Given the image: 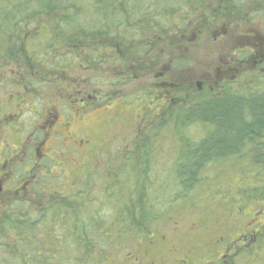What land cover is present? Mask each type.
<instances>
[{
  "label": "trees",
  "instance_id": "obj_1",
  "mask_svg": "<svg viewBox=\"0 0 264 264\" xmlns=\"http://www.w3.org/2000/svg\"><path fill=\"white\" fill-rule=\"evenodd\" d=\"M187 1L176 2L187 6ZM174 6L161 0H0V68L24 62L25 68L18 64L27 78L19 82L26 91L21 86L22 96H38L45 86L59 96L70 94L63 89L69 81L61 83L59 74L102 64L108 72L121 71L141 40L163 32L153 22L181 16ZM29 68L36 73L29 74ZM84 94L87 106L100 104L94 102L102 96L99 91ZM194 103L148 120L142 137L118 143H130L127 151L105 145L95 163L84 164L66 183L45 175L47 162L30 155L39 130L32 134L31 147L15 140L16 151L30 158L21 166L6 158L8 166L3 164L10 175L0 184V264H126L145 244L160 242L178 221L198 222L205 213L198 193L211 186L212 193L204 197H217L210 201L228 225L223 241L217 237L206 257L187 253L188 259L184 254L169 264H264V84ZM28 104L22 113H38ZM7 122L5 128L20 133L15 122ZM6 153L10 158L16 154ZM162 153L167 159L156 165ZM155 169L162 170L164 182ZM230 175L238 182L229 185ZM191 210L194 217L181 219ZM251 215L262 220L251 224Z\"/></svg>",
  "mask_w": 264,
  "mask_h": 264
},
{
  "label": "rangeland",
  "instance_id": "obj_2",
  "mask_svg": "<svg viewBox=\"0 0 264 264\" xmlns=\"http://www.w3.org/2000/svg\"><path fill=\"white\" fill-rule=\"evenodd\" d=\"M161 1L163 3L170 2L171 4L175 2L174 13L179 12L175 15H180L182 12L188 10L190 11V7L194 8L192 11V16L201 12L203 13V10L198 9L201 1L197 3V0H188L189 2L187 1L188 3H186L187 6L184 4L178 6L179 4H177L176 1L183 0ZM203 1L205 2L206 0ZM181 19L182 17L180 18V16H178V18L174 19V23H180ZM239 25V29L244 30H242L243 32H238L240 33L241 37L245 38L246 35L244 34V31L247 30L248 27L246 26V23ZM249 28L254 29V31H250L248 33L250 37H255L257 40L264 38V20L262 21L260 18L256 19L255 23L250 24ZM188 35H190V32H188ZM213 35V28H211L209 35H205L204 37H208L209 42L211 43L213 42ZM200 39L201 38L196 37L194 41L191 42V45L188 46V48V42L185 43L186 48L188 49L186 51V57L189 58V64L191 66L185 71H188L189 74L191 72L192 74L200 75L206 72L208 70L207 68H201L199 66L201 64L200 62H202L205 58H208V56L211 57L208 58L210 62H213L214 58L217 59L218 62L219 60H224V58H226L222 54L223 50L215 52V44L213 46L208 45V47H206L205 44H196L195 42ZM151 40L152 38L150 41ZM149 47L151 48V46ZM152 52L153 50H151V53ZM210 53H213L212 55H214V57H212ZM182 54L183 53L181 51L176 53L177 57L182 56ZM151 57L152 55H150V58ZM125 62L126 65L122 66L123 69L121 71L114 70L108 72L107 66L102 64L101 66H96L97 71L96 67L93 70L91 67H89L83 68L82 70H67L66 74H59L61 76V80H59L61 83L66 84L68 83L67 81H69V83L66 85L67 87L65 86L66 88L63 89L69 90L71 92L69 94L66 91H62L61 93L63 94L60 93V96L58 93H55L57 90L52 89V86H45L41 88L38 91V96L30 97L29 95L31 94L29 93H27V97L22 96V93L19 92L22 85L19 82L27 79L22 73L23 69L26 67L24 62L21 61L20 63L18 61V64L22 65L24 68L19 67L20 65L18 64H14V66L11 65L8 68H0V108L2 109V111H0V119L2 122L5 121V123L7 121L18 123V128L21 130L19 134H14V136H12L9 143H4V135L2 132H0V156L9 160H13V163L19 166L22 164L25 165L23 161L27 162L30 158L29 155H24V150H21L20 152L17 150V152L15 147L16 143L13 145V142L15 140L23 139L25 140L24 145L26 147H31V142L33 139L32 134L36 133L35 130H39L42 135L47 134L48 140L45 145V151H50L49 153L46 152L47 157L43 159L45 162H47L44 168L45 172L43 171V173L45 175L48 174V177L51 179L59 176V180H62L66 183L73 178L76 172L78 173L82 171L81 167L84 164L91 162L95 163V159L101 154L99 153L98 155L99 150H105L102 147L99 149L94 147L95 150L93 152L89 150L91 153L89 156V154H85L87 148L89 147L88 146L85 148L87 141L93 139L92 141L94 142V145L104 141L107 143L105 148H109L108 146H111L110 148L114 151L119 150L121 152L122 150H129L130 143H127V145L123 146H120L118 143L120 141L121 143L125 141L131 142L132 140L139 139L143 136L141 129H137L136 126L142 122L147 123L148 120L153 119V116L147 115V113L141 119H139L138 116L146 112V107L150 105L148 100L151 101L153 92L156 93L159 91V89L156 88V85H154L155 83L153 81L154 67L151 69L144 68L145 66H139V64L131 59L126 60ZM153 63L154 59H152V62L148 63L147 65H152ZM241 66L242 69L239 74L234 72L236 69L235 68L227 77H225V79L227 78V83L224 85V92L244 94L263 86L264 80L262 79V76H264V60L261 62L252 63L251 57H249V54H247L245 56V62L243 61ZM29 70V74L33 75L36 73L34 68H29ZM140 70H147L149 71V74L141 73ZM14 76H16L17 79H15ZM34 77L37 79L39 75ZM112 77H116L117 80L114 81L113 84L110 83V79H112ZM13 81L14 83H11ZM56 83H58V81H56ZM58 85L59 87L64 86V84L59 83ZM216 90L218 91L219 89L213 88L212 91L205 90L202 97L194 96L195 98L192 99V102H196L198 99L201 100L207 98L205 96L209 97V95L214 93ZM49 91L50 93H48ZM93 91H99L102 95L94 101L100 104L95 107H86V102H83L82 100L86 99L83 98V95H85L84 93H88L90 96L93 94ZM25 92L26 91L23 88V93ZM114 93L118 95L117 98H114ZM28 102L33 103L31 106L34 107L38 113L31 114L27 110L22 113V110L25 109L26 106L28 107ZM178 104L179 102L176 100L175 104H172L173 112H176ZM180 104L182 105L181 102ZM81 106H85L84 110H79ZM58 111L72 115V122L70 123L67 130L70 132H79L80 137L77 139L83 140V142L80 143L74 142V144L77 146L78 152H75L73 155H70L71 153H68L65 150H61L60 148L56 147V144L52 143L55 141L54 137H57V134L52 133L59 130H57L55 125L57 123L62 124V116ZM1 115L4 116L1 117ZM54 115H57V122L55 121V118H53ZM114 116L117 118L112 123L108 124L110 126L109 128H105L101 125L105 118ZM78 117H81V119H78ZM31 128H34V130ZM60 132H62L61 128ZM169 133L171 134L170 131ZM150 136H152V133H150ZM158 143H160V141ZM164 144L166 147L172 145L170 141ZM33 149L35 150V148ZM6 150H8V152H13L12 154L16 152V154L11 158L7 157V154L9 153H6ZM30 155H34V158L37 157L35 151ZM54 159H56L54 163L53 161L49 162V160ZM156 159L159 161L156 163V165H158L163 159H167V155L162 153L161 156L158 155ZM100 163L101 161H99L97 164ZM6 166H8V164H6ZM59 170L63 171L60 173ZM159 171L162 170L155 169V175L164 182L165 180L162 179V177L165 175L161 174ZM9 172L10 170L8 169L6 173L8 177L10 175ZM230 177L231 181L228 183L229 185L238 182V178H236L234 175H230ZM7 178L4 180L0 178V184L3 185ZM225 183L226 182H223L222 184ZM166 189L167 188L164 189V192H166ZM211 189L212 186L198 193L199 195L202 192L199 195V200L201 202L202 209H205V213L200 214L198 222L190 220L185 222L178 221V224L174 225V227L170 226L169 230L164 231L165 234L159 240L160 242H158L157 239L153 240V242L145 244L137 250L136 254L134 253L136 260H132L130 258L127 260L126 264H169V261H173L176 257L183 256L187 253H196L200 258L209 255L212 247L215 246V239L218 236L220 237L222 232L228 228L226 222L222 221L220 213L217 211L215 212V209L213 208L214 206L210 201L213 200L215 202L217 197H215L214 194L211 195L213 198H210V200L209 198H206L207 196L204 197L207 193H212L210 192L212 191ZM176 207L180 208L181 206L176 205ZM241 212L243 216L247 215L248 209L243 208ZM191 217H194L192 210L181 219H191ZM249 220H253V222L257 221L256 223H258L260 220H262V218L253 217L251 215ZM253 222H251V224ZM244 224L250 225V222H248L246 219ZM240 225L242 224L240 223ZM233 239L234 238L232 236L229 238L230 241H233ZM215 250L217 252L218 248H215ZM188 258L189 257L187 255H184L183 257V259Z\"/></svg>",
  "mask_w": 264,
  "mask_h": 264
},
{
  "label": "flooded vegetation",
  "instance_id": "obj_3",
  "mask_svg": "<svg viewBox=\"0 0 264 264\" xmlns=\"http://www.w3.org/2000/svg\"><path fill=\"white\" fill-rule=\"evenodd\" d=\"M227 1L228 0H206V4L203 5L200 3L198 8L203 10V13L201 12L192 16V13L188 10L180 14V18L182 17L180 23H174V15L168 17L170 18L169 20L162 19V24L153 22V25H157L156 29L160 26L158 31L163 30V32L159 34L158 32H153L151 34V41V38L141 40L137 44L140 49L131 55V60L135 61L139 66H145L144 68L147 69L154 67L153 81L156 88L159 89L158 92H153L151 101L148 100L150 104H148L149 108L146 107V112L140 114V116H138L139 119L146 113L147 115L153 116L154 119L155 117L166 116L173 112L172 104H175V100L179 102L176 108L177 110L186 103L193 104L194 102H192V99L195 97H202L205 90L212 91L213 88L219 89L211 93L209 97L221 98L226 94V92H224V85L227 83V78L225 79V77L235 68L234 72L239 74L242 69L241 63L243 61L245 62V56L247 54L251 57L252 63L264 60V38L257 40L255 37L252 38L248 35L250 31H254V29L249 28L250 24L255 23V20L259 18L262 21L264 20V0H230L231 4L226 5V3H228ZM164 14L166 13L163 12L162 15L164 16ZM243 23H246L248 27L247 30L244 31L246 35L245 38L241 37L238 32L244 30L239 29V24ZM210 27L213 28L214 32L213 42L211 43L208 37H204L211 32ZM188 32H190V35H188ZM196 37L201 38L195 42L196 44H205L206 47L215 44V52L223 50L222 54L226 57L224 58L225 61L219 60V62L215 58L213 62H210L208 59L211 58L210 56L205 58L200 62L201 64L199 67H205L208 70L200 75H195L191 72L189 74L188 71H185L191 67L189 58L186 57V51ZM186 42H188L187 48ZM149 46H151V48ZM151 50H153L152 53ZM178 51L183 53L182 56L177 57L176 53ZM212 54L213 53H210V55ZM150 55H152L151 58ZM212 57H214V55H212ZM152 59H154V63L152 65H147L152 62ZM140 72L149 74L147 70H140ZM84 108L85 106H81L79 110H84ZM58 112H60L62 116V124L57 123L55 125L57 130H59L52 133L57 134V137H54L55 141L52 143L56 144V147L61 150H65L71 153L70 155H73L75 152H78L74 142L80 143L83 142V140L77 139L80 137L79 132H70L67 130L72 122V115L69 113L65 114L61 111ZM53 118H55V121L58 120L57 115H54ZM116 118V116L107 117L102 121L101 125L105 128H109L110 126L108 124L112 123ZM78 119H81V117H78ZM145 124H148V121L147 123H139L136 128L141 129ZM16 126L18 127V123H16ZM60 128L62 132H60ZM18 131H20L19 128ZM0 132L4 135V143L8 142L7 140L11 136H14V132H11L9 127L5 128L2 122H0ZM37 140L39 141L34 143L31 142L32 145L35 146V152L37 154L35 158L32 156L35 162L46 158V152H50L45 151V145L48 140L47 134L37 135ZM92 140L87 141L85 148L89 147L85 153L89 152V150H94V147L99 149L107 145L104 141H98L100 143L94 145ZM24 146L25 145H21L22 148H24ZM4 163H6V159L0 156V178L7 176V174L4 173ZM0 192H2L1 189ZM251 222H253V220ZM218 239L219 242H222L224 234H221L220 237L218 236Z\"/></svg>",
  "mask_w": 264,
  "mask_h": 264
}]
</instances>
